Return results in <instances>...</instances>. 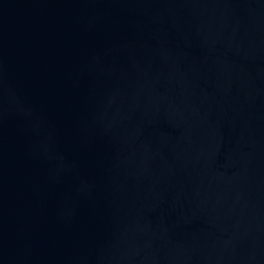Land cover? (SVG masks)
Returning <instances> with one entry per match:
<instances>
[{
	"label": "water",
	"instance_id": "1",
	"mask_svg": "<svg viewBox=\"0 0 264 264\" xmlns=\"http://www.w3.org/2000/svg\"><path fill=\"white\" fill-rule=\"evenodd\" d=\"M0 264H264V0H0Z\"/></svg>",
	"mask_w": 264,
	"mask_h": 264
}]
</instances>
